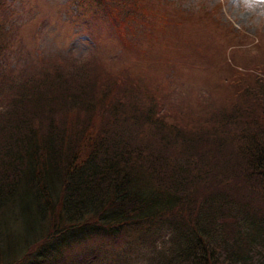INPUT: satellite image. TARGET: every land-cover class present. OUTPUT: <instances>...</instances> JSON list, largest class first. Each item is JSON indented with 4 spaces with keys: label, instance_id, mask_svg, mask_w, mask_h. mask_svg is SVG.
<instances>
[{
    "label": "trees",
    "instance_id": "16d2710c",
    "mask_svg": "<svg viewBox=\"0 0 264 264\" xmlns=\"http://www.w3.org/2000/svg\"><path fill=\"white\" fill-rule=\"evenodd\" d=\"M76 1L84 20L103 3L110 37L147 60L150 23L172 20L157 16L164 0ZM2 6L0 264H264L263 74L227 81L235 101L214 122L179 124L147 92L103 84L90 55L15 74Z\"/></svg>",
    "mask_w": 264,
    "mask_h": 264
},
{
    "label": "rangeland",
    "instance_id": "374dc122",
    "mask_svg": "<svg viewBox=\"0 0 264 264\" xmlns=\"http://www.w3.org/2000/svg\"><path fill=\"white\" fill-rule=\"evenodd\" d=\"M2 1V11L8 10L17 25L9 65L15 74L20 69L28 73L42 58L58 64L63 55H90L95 65L84 69L106 76L103 84L131 85L138 95L147 92L179 124L214 122L215 109L235 101L234 86L227 81L242 80L236 84L244 87L252 83L250 76L264 75V0H164L157 16L173 21L150 23L158 39L149 48L152 60L142 58L140 45L136 56L110 37L108 12L99 1L90 6L95 34L87 30L91 16L81 17L76 0ZM95 113L101 119L109 115L101 108ZM32 118L46 119L41 113ZM52 118L75 121L64 113ZM144 258L124 264H141Z\"/></svg>",
    "mask_w": 264,
    "mask_h": 264
}]
</instances>
